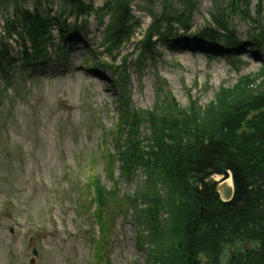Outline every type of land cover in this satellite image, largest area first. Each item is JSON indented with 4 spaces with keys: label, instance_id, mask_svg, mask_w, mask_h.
<instances>
[{
    "label": "rangeland",
    "instance_id": "rangeland-1",
    "mask_svg": "<svg viewBox=\"0 0 264 264\" xmlns=\"http://www.w3.org/2000/svg\"><path fill=\"white\" fill-rule=\"evenodd\" d=\"M91 1L95 11L86 22L68 21L73 31L68 40H60L61 23L54 21L46 44L48 60L26 68L22 43L4 33L7 20L14 17L13 7L0 10V47L3 41L9 45L3 67L0 64V264H91L90 215L84 212L78 189L80 176L86 183L83 170L88 165L96 166L106 191L103 211L111 231L104 262L154 264L176 236L177 225L171 211L162 212L154 230L147 205L124 200L144 190L142 171L125 182L118 162L111 170L104 166L102 138L117 157L118 146L108 132L117 122V98L124 94L130 100V107L141 115V131L149 137L146 120L165 114L163 109L174 115L190 112L196 102L202 115L223 91H231L246 77L254 87L264 85V46L254 44L264 0H200L191 29L181 31L185 35L172 46L157 37L156 51L143 52L139 36L116 57L101 53L103 27L109 22L101 12L106 0ZM26 6L34 10L32 2ZM144 7L145 2L133 6L144 24L139 33L151 23ZM41 8L44 14L59 13L63 6L53 0ZM161 8L157 3L154 9ZM226 20L233 33L215 27L216 21ZM210 27L219 31L221 40L197 44L199 33ZM232 42L239 47L230 52ZM124 63L127 69L118 68ZM167 188L159 185L163 198ZM115 192L118 200L111 196Z\"/></svg>",
    "mask_w": 264,
    "mask_h": 264
},
{
    "label": "trees",
    "instance_id": "trees-1",
    "mask_svg": "<svg viewBox=\"0 0 264 264\" xmlns=\"http://www.w3.org/2000/svg\"><path fill=\"white\" fill-rule=\"evenodd\" d=\"M29 2L33 3L34 10L27 8ZM49 2L0 0V10L13 6L14 17L7 20L4 33L9 38L16 35L28 46L27 66L48 59L46 44L54 21H60L57 28L64 35L70 33L69 18H86V22L95 11L91 0H62L64 7L58 17L52 12L43 14L41 7ZM136 2H145L146 7L142 9L151 17L144 33L138 32L143 22L133 13ZM157 3L162 5L160 11L154 9ZM199 4L200 0H106L101 9L109 19L105 50L115 53L116 57L139 34L143 36L139 46L143 52L156 51L157 41L153 39L157 37L172 46L184 34L181 31L190 30ZM262 13L257 11L259 15ZM214 25L219 30L234 32L229 20L216 21ZM255 25L260 29L254 44L264 46V18ZM220 36L218 30L210 27L196 38L199 42L218 41ZM233 44L235 47L238 43ZM8 47V43L1 42L2 67ZM118 68L127 69L126 63ZM261 75L264 80V69ZM123 98L127 109L130 100ZM190 107V112L181 110L174 115L163 109L165 114L149 116L146 120L149 137L140 131L139 112L131 111L119 135L117 158L112 159L119 161L121 179L125 182L133 181L139 171L144 173V190L125 196L124 200L147 205L152 217L150 228L158 230L159 217L167 211H171L172 222L177 225L176 236L166 243L162 254H155L158 257L154 264H200L201 254L208 263H215L216 257L235 239L253 232L264 233V85L254 87L251 78L246 77L231 91H223L202 115L196 102ZM230 170L238 185V201L224 203L211 177ZM161 183L168 186L164 198L159 193ZM98 185L101 207H104L105 191L100 182ZM112 196L118 200V193Z\"/></svg>",
    "mask_w": 264,
    "mask_h": 264
},
{
    "label": "flooded vegetation",
    "instance_id": "flooded-vegetation-1",
    "mask_svg": "<svg viewBox=\"0 0 264 264\" xmlns=\"http://www.w3.org/2000/svg\"><path fill=\"white\" fill-rule=\"evenodd\" d=\"M218 177L221 182L216 185V188L220 183L231 180L234 186V194L229 203L238 201L236 195L239 190L233 171L230 170L226 174H219ZM258 232V234H254V232L250 235L247 234L245 238L240 237L235 239L227 251L220 257H216L215 263L208 264H264V233ZM200 257V261L203 263L208 262L206 256L203 254Z\"/></svg>",
    "mask_w": 264,
    "mask_h": 264
},
{
    "label": "water",
    "instance_id": "water-1",
    "mask_svg": "<svg viewBox=\"0 0 264 264\" xmlns=\"http://www.w3.org/2000/svg\"><path fill=\"white\" fill-rule=\"evenodd\" d=\"M222 194L226 200H229L232 196V191L226 187H223Z\"/></svg>",
    "mask_w": 264,
    "mask_h": 264
},
{
    "label": "bare ground",
    "instance_id": "bare-ground-1",
    "mask_svg": "<svg viewBox=\"0 0 264 264\" xmlns=\"http://www.w3.org/2000/svg\"><path fill=\"white\" fill-rule=\"evenodd\" d=\"M97 81H98L97 79H94L95 84L98 83ZM231 182H232L231 180L225 181L224 185L231 186ZM200 264H208V262L207 263H203L202 261H200Z\"/></svg>",
    "mask_w": 264,
    "mask_h": 264
}]
</instances>
